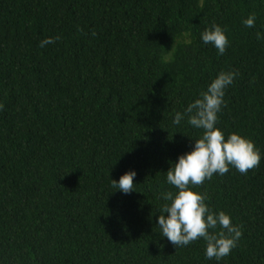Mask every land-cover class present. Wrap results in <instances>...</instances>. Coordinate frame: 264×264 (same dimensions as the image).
<instances>
[{"label": "trees", "instance_id": "1", "mask_svg": "<svg viewBox=\"0 0 264 264\" xmlns=\"http://www.w3.org/2000/svg\"><path fill=\"white\" fill-rule=\"evenodd\" d=\"M0 264H264V0H0Z\"/></svg>", "mask_w": 264, "mask_h": 264}]
</instances>
